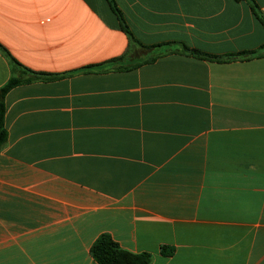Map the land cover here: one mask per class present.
Returning a JSON list of instances; mask_svg holds the SVG:
<instances>
[{
    "label": "crops",
    "instance_id": "0c3cea01",
    "mask_svg": "<svg viewBox=\"0 0 264 264\" xmlns=\"http://www.w3.org/2000/svg\"><path fill=\"white\" fill-rule=\"evenodd\" d=\"M116 2L146 46L221 56L264 45L246 2ZM0 44L49 74L129 49L106 0H0ZM11 73L0 52V89ZM5 102L0 264H98L102 234L153 264H264V58L172 54L21 85Z\"/></svg>",
    "mask_w": 264,
    "mask_h": 264
},
{
    "label": "trees",
    "instance_id": "16d2710c",
    "mask_svg": "<svg viewBox=\"0 0 264 264\" xmlns=\"http://www.w3.org/2000/svg\"><path fill=\"white\" fill-rule=\"evenodd\" d=\"M236 2H246L250 6L253 14L264 28V15L255 2V0H235ZM111 11L116 16L121 30L129 39V49L127 52L115 59L104 64L86 67L65 74H49L44 72L33 71L21 64L2 44H0L1 54L8 60L11 65V78L0 89V152L5 148L8 141V130L6 128V97L13 89L21 85L31 84L34 82H49L72 77L77 73H95V72H129L142 66L152 64L158 59L172 54H180L192 57L198 60L216 62V63H233L247 62L255 59L264 58V45L252 51H243L226 55H212L191 48L184 43L170 42L157 45L146 46L136 39L132 33L126 18L117 4L116 0H106ZM137 48L140 51H137ZM173 251L168 248L163 249L165 255H170ZM91 255L98 264H153V256L149 253H133L123 249L109 234H102L95 241L91 248Z\"/></svg>",
    "mask_w": 264,
    "mask_h": 264
}]
</instances>
